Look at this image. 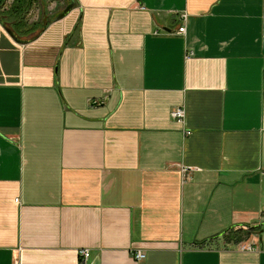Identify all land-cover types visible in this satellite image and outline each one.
<instances>
[{
    "label": "crops",
    "instance_id": "crops-1",
    "mask_svg": "<svg viewBox=\"0 0 264 264\" xmlns=\"http://www.w3.org/2000/svg\"><path fill=\"white\" fill-rule=\"evenodd\" d=\"M65 1L0 22V264H264V0Z\"/></svg>",
    "mask_w": 264,
    "mask_h": 264
},
{
    "label": "trees",
    "instance_id": "trees-1",
    "mask_svg": "<svg viewBox=\"0 0 264 264\" xmlns=\"http://www.w3.org/2000/svg\"><path fill=\"white\" fill-rule=\"evenodd\" d=\"M9 1L11 0H0V18L1 23L17 41L29 42L49 25L50 21L46 15V20H43L42 23L29 24L27 19V14L32 8H34L38 2L45 3V0H12L11 6L5 10V6ZM257 229L258 228H253L246 232L240 231L231 237L230 240L231 242L235 241L236 244H239L250 236L251 230Z\"/></svg>",
    "mask_w": 264,
    "mask_h": 264
},
{
    "label": "built area",
    "instance_id": "built-area-1",
    "mask_svg": "<svg viewBox=\"0 0 264 264\" xmlns=\"http://www.w3.org/2000/svg\"><path fill=\"white\" fill-rule=\"evenodd\" d=\"M185 33H186V27L185 26L180 27L178 30V34L184 35ZM184 116L185 113L181 109H178L173 112V117L179 121H182ZM187 135H191V133L187 132ZM241 249L244 251H250L249 248L247 249L246 247H242ZM78 254H79V264H87L91 258V253L90 250L88 249H81ZM133 258L137 262H142L146 259V254L144 252L138 251L133 255Z\"/></svg>",
    "mask_w": 264,
    "mask_h": 264
},
{
    "label": "rangeland",
    "instance_id": "rangeland-1",
    "mask_svg": "<svg viewBox=\"0 0 264 264\" xmlns=\"http://www.w3.org/2000/svg\"><path fill=\"white\" fill-rule=\"evenodd\" d=\"M42 5L46 8L43 11L44 21H45L46 16L50 17L51 12L53 13L52 16H54V15L58 16L68 6V2L65 1V2H62L61 4H59V3L56 4V6L54 7L53 10H51V8H50L51 5H47L46 3H42ZM33 10H34V8H32V10L27 14V19H28L29 24H35V21H36L35 19H37V17H38L37 9H35L34 11ZM49 11H50V13H49ZM242 242H240V243H242ZM242 247H246L247 249L249 248L250 251L253 250V248L251 246L243 245V246H241V248Z\"/></svg>",
    "mask_w": 264,
    "mask_h": 264
},
{
    "label": "water",
    "instance_id": "water-1",
    "mask_svg": "<svg viewBox=\"0 0 264 264\" xmlns=\"http://www.w3.org/2000/svg\"><path fill=\"white\" fill-rule=\"evenodd\" d=\"M74 8V3L72 2L69 6L66 7V9H64V11L62 13H60L57 16V21L64 19ZM0 22H1V18H0Z\"/></svg>",
    "mask_w": 264,
    "mask_h": 264
}]
</instances>
